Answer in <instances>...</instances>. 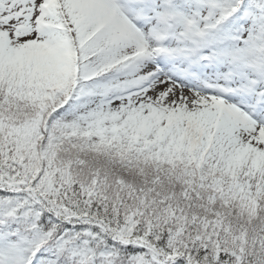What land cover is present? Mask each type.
Instances as JSON below:
<instances>
[{
	"label": "snow or ice",
	"instance_id": "1",
	"mask_svg": "<svg viewBox=\"0 0 264 264\" xmlns=\"http://www.w3.org/2000/svg\"><path fill=\"white\" fill-rule=\"evenodd\" d=\"M0 264H264V0H0Z\"/></svg>",
	"mask_w": 264,
	"mask_h": 264
}]
</instances>
